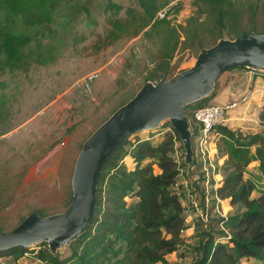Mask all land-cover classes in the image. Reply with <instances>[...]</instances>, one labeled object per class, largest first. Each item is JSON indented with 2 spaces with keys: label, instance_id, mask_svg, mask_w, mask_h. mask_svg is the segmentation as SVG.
Segmentation results:
<instances>
[{
  "label": "trees",
  "instance_id": "obj_1",
  "mask_svg": "<svg viewBox=\"0 0 264 264\" xmlns=\"http://www.w3.org/2000/svg\"><path fill=\"white\" fill-rule=\"evenodd\" d=\"M136 1L145 15L140 30L149 26L145 36H158L157 49L151 55V65L140 89L148 82L171 79L183 71L180 66L187 57L196 59L201 50L222 39L235 40L249 33L264 35V0H192L195 10L183 25H174L167 17L178 13L179 7L167 8L166 18L159 20L155 15L161 6L155 0ZM108 9L119 12L122 8L109 0ZM0 12L8 22L19 19L36 26L51 21L53 4L51 0H0ZM27 40L4 41L1 68L14 70L22 65L17 63V46ZM215 85L207 98L185 107L191 139L200 130V126L195 127L193 113L214 104ZM162 125L160 131L147 138L131 141L129 137L109 156L97 181L92 219L84 232L65 247L67 256L63 258L59 249L52 252L47 243H41L36 245L38 250H1L0 264L2 258L18 261L28 255L39 264H180L170 263L166 257L183 245L182 233L186 230L182 199L172 190L179 176L174 154L179 151L185 156V152L171 123ZM214 132L219 135L216 159L221 161L216 162V174L221 176L216 194L222 207L235 208L236 213L216 221L218 226L223 223L226 232L208 224L197 234L192 264H264V132L233 129L223 122L214 127ZM123 157L133 162L132 169L126 167ZM253 162L257 166L250 171L248 166ZM255 191L257 196H253ZM71 198L72 193L64 211ZM9 231L0 229V234Z\"/></svg>",
  "mask_w": 264,
  "mask_h": 264
},
{
  "label": "rangeland",
  "instance_id": "obj_2",
  "mask_svg": "<svg viewBox=\"0 0 264 264\" xmlns=\"http://www.w3.org/2000/svg\"><path fill=\"white\" fill-rule=\"evenodd\" d=\"M108 1L51 0V21L36 26L19 19L8 22L0 12V54L6 39H29L17 46L20 67H0V229L11 230L31 212L52 215L64 211L83 143L142 85L158 36H145L149 26L140 30L145 15L136 0H111L122 8L119 12L106 10ZM155 1L162 7L160 10L180 8L178 13L167 16L174 25H183L195 10L192 0ZM0 62L3 65L1 56ZM194 62L193 57H187L180 70L191 68ZM90 73H96V77L86 88L83 80ZM162 122L167 124L166 120ZM195 127L199 125L195 123ZM161 128L139 132L130 139L147 138ZM233 129L264 132V121L253 126L236 123ZM190 146L194 156L196 138L191 139ZM176 154L183 172L172 190L182 199L186 230L182 233L183 245L166 259L170 263L192 264L197 234L208 224L216 230V221L221 218L211 209L209 222L205 223L190 207L195 195L202 206V191L195 185V173L187 175L185 156L179 151ZM122 161L128 169L133 168L128 157ZM251 167L254 168L248 166ZM184 180L195 187V192L190 184L186 189ZM223 206L221 212L227 218L236 213L235 208ZM30 249L38 250L36 245ZM59 252L63 258L68 255L65 247ZM32 258L28 255L19 263L5 258L2 262L39 264Z\"/></svg>",
  "mask_w": 264,
  "mask_h": 264
},
{
  "label": "water",
  "instance_id": "obj_3",
  "mask_svg": "<svg viewBox=\"0 0 264 264\" xmlns=\"http://www.w3.org/2000/svg\"><path fill=\"white\" fill-rule=\"evenodd\" d=\"M234 68L264 72V35L249 33L235 40L222 39L201 50L191 68L167 81L142 86L83 143L74 164L67 209L47 217L30 213L12 231L0 234V251L47 243L55 252L77 239L92 219L97 181L109 156L129 137L158 129L164 120L179 134L185 159L193 166L185 107L207 98L220 75Z\"/></svg>",
  "mask_w": 264,
  "mask_h": 264
},
{
  "label": "built area",
  "instance_id": "obj_4",
  "mask_svg": "<svg viewBox=\"0 0 264 264\" xmlns=\"http://www.w3.org/2000/svg\"><path fill=\"white\" fill-rule=\"evenodd\" d=\"M166 15V9L160 10L156 15V19L162 20L166 18ZM95 77L96 73L88 74L83 80V85L88 88L89 84ZM235 106V103L229 105L211 104L209 106L199 108L193 113L194 120L200 126V130L198 131V135L195 137L197 141L195 155L193 156L192 153L194 165L192 166L188 163L187 175H189V173H195V185L199 186L200 190L202 191L201 197L203 203L201 206L195 195V199H191L189 204L190 207L199 214L201 220H203L205 223L209 222L208 212L211 209L217 213L221 219H227V217L221 212L222 202L216 194V189L218 188V182L220 180L218 179L219 174H216V164L220 163L215 157L217 151L216 143L213 141V137L215 133L214 127L221 124L224 121L226 112L230 109H233ZM175 155L177 156L176 152ZM178 167L180 176L183 170L180 169L181 167L179 164ZM182 184L185 185L187 189L190 182L188 184V182L184 180ZM190 188L193 190V192H195V187L191 184ZM219 229L226 232L222 222L219 224Z\"/></svg>",
  "mask_w": 264,
  "mask_h": 264
},
{
  "label": "crops",
  "instance_id": "obj_5",
  "mask_svg": "<svg viewBox=\"0 0 264 264\" xmlns=\"http://www.w3.org/2000/svg\"><path fill=\"white\" fill-rule=\"evenodd\" d=\"M215 92L216 95L213 99L214 104H236L233 109L227 111L223 121L224 124H228L231 128H233L236 123H239V125L243 123L245 125L253 126V124L258 125V123L264 121L263 73H256L242 68H234L232 70L225 71L220 75V78L216 82ZM251 132L254 133L255 131ZM218 138L219 135L214 133L213 141L215 143ZM55 153L56 152L51 155H54ZM45 161L46 160L41 163V167ZM219 163H221V161H219ZM251 165L256 168L257 163L253 162ZM254 168L252 169L251 167L248 169L250 171H255ZM218 179L221 180L220 175ZM257 195L258 193H253V196ZM2 261H5V258L1 259V263L4 264ZM20 261H17V263Z\"/></svg>",
  "mask_w": 264,
  "mask_h": 264
}]
</instances>
